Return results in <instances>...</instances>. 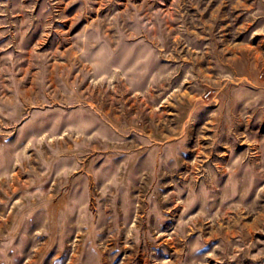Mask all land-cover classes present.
Returning a JSON list of instances; mask_svg holds the SVG:
<instances>
[{"label": "rangeland", "instance_id": "rangeland-1", "mask_svg": "<svg viewBox=\"0 0 264 264\" xmlns=\"http://www.w3.org/2000/svg\"><path fill=\"white\" fill-rule=\"evenodd\" d=\"M0 264H264V0H0Z\"/></svg>", "mask_w": 264, "mask_h": 264}]
</instances>
